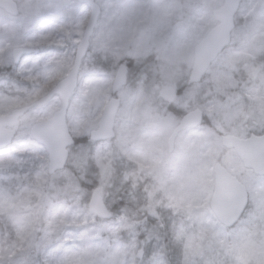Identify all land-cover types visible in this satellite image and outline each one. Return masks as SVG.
Listing matches in <instances>:
<instances>
[{
    "label": "clouds",
    "instance_id": "9594fccd",
    "mask_svg": "<svg viewBox=\"0 0 264 264\" xmlns=\"http://www.w3.org/2000/svg\"><path fill=\"white\" fill-rule=\"evenodd\" d=\"M0 264H264V0H0Z\"/></svg>",
    "mask_w": 264,
    "mask_h": 264
}]
</instances>
